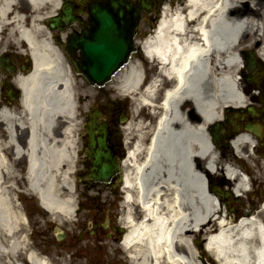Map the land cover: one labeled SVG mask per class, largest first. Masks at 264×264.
Instances as JSON below:
<instances>
[{
    "label": "bare ground",
    "instance_id": "1",
    "mask_svg": "<svg viewBox=\"0 0 264 264\" xmlns=\"http://www.w3.org/2000/svg\"><path fill=\"white\" fill-rule=\"evenodd\" d=\"M261 1L162 0V18L145 42L153 63L134 56L113 76L115 94L133 102L134 117L125 127L133 141L124 159L120 220L126 226L122 244L130 264H202L206 249L192 243L199 235L197 227L202 233L217 232L207 248L221 264H264V207L241 226L218 229L216 221L223 218L228 224L229 218L216 206L215 186L206 183L214 169L238 161L212 142L209 130L226 107L247 103L237 75L245 50H255L264 60ZM62 3L0 0V54L29 51L33 60L30 72L17 78L24 90L25 114L19 117L0 108V121L6 126L0 124L4 153L0 152V264H54L29 246L23 235L25 218L13 197L18 195L17 178L28 180V189L39 196L41 208L54 220L70 218L74 212L71 176L76 149L71 122L76 123V85L49 27ZM115 28L124 32V22L118 20ZM160 70L168 79L159 78ZM161 83L167 89L159 118L154 103ZM149 106L158 118L155 126L136 116L138 107L144 111ZM230 116L238 118L234 113ZM14 121L21 127L28 123L25 147L16 140ZM220 128L224 132L222 124ZM5 129L14 147L11 156L1 139ZM234 138L237 154L248 163L253 156L243 149L253 143L252 136L242 130ZM23 154L27 166L20 175L14 163ZM229 164L226 173L235 174ZM245 185V179H239L235 188L241 191Z\"/></svg>",
    "mask_w": 264,
    "mask_h": 264
},
{
    "label": "rangeland",
    "instance_id": "2",
    "mask_svg": "<svg viewBox=\"0 0 264 264\" xmlns=\"http://www.w3.org/2000/svg\"><path fill=\"white\" fill-rule=\"evenodd\" d=\"M151 26V24L149 26L143 25V28L148 32ZM112 85L113 83L110 81L109 84H105L102 89H99V97L96 95L97 91L94 86L82 84V81L77 79L76 99L81 96L83 106L85 104L88 106V103L97 104L99 102H103L106 105L114 99V94L116 93ZM119 101L127 106L124 110L119 111L120 116H118L117 119H123L120 124L126 125L128 119L134 117L132 111L133 102L130 103V101H122L120 99ZM75 106L77 105L74 104V107ZM81 107L82 106L79 104L77 109ZM87 108L88 107H85V110ZM138 113L139 115L136 116H138L139 119L144 118V122L149 125L151 115L149 114L148 108L143 111L141 107H138ZM1 139L5 142L4 146L7 154L11 156L10 153L11 149H13V144L8 141V137L6 136L1 137ZM130 140L133 139L131 138ZM260 144L261 142L257 145ZM261 146V148H264V144ZM74 149H76V147H74ZM2 150L3 149H0V152L4 154ZM78 150L80 149H77V152ZM243 150L247 151L248 149L244 148ZM250 150L252 152V149ZM254 150L255 151L251 153L253 156L252 160H249L248 163L242 162L241 164V167L248 175L249 182L252 183L251 191L256 189V184L258 180L261 179L263 167V158L261 154L264 149H261V153H257V150H259L257 148ZM223 151L225 154H230L231 151L233 152V148L222 149V152ZM26 164L27 157L23 154L18 163L16 165L14 163V171L17 174L19 172L20 175H24L26 172ZM223 166H220L217 173L210 172V178L222 175L224 179L228 181L230 186L227 187L228 189L224 190V200L228 199L225 202V207L232 215V213L235 214V210L237 209L233 206L234 202L230 203L231 198L230 195H226V191L235 197L231 187L235 184V181L233 182L225 177L223 172H221L223 171ZM21 179H16V181H19L18 184H14L13 181L14 188L17 190L16 193L19 195V197L17 194L13 195V197L15 203L20 206L22 215H24L25 218L23 235L27 237L29 246L35 248L39 254L51 258L54 264H130L131 261L128 257V251L124 250L119 242L122 237L121 234L124 232V230L119 229L121 222H119V216L122 207L120 181L115 185V187H117L115 190L112 188L110 190H105L103 188L97 189L96 186H91L93 190H88L89 186L86 188L84 185L81 162L76 160L75 172L73 176H71V184L76 188V190L74 189L75 212H73L70 218L61 216V220H54L53 216L41 208L34 193L28 189V180H26V178ZM234 190L237 192V189ZM251 191L242 193L243 195L241 197L244 199L245 203L246 200H250ZM239 208L245 209L246 205ZM251 208H253L251 211H255L254 207ZM237 213H242V210L239 212L237 211ZM196 237L200 239L203 244V235L200 233L193 237L194 240H192V243L197 245V241L195 240ZM211 260L215 264L213 258L208 254V257L206 256L202 264H210L209 261Z\"/></svg>",
    "mask_w": 264,
    "mask_h": 264
},
{
    "label": "flooded vegetation",
    "instance_id": "3",
    "mask_svg": "<svg viewBox=\"0 0 264 264\" xmlns=\"http://www.w3.org/2000/svg\"><path fill=\"white\" fill-rule=\"evenodd\" d=\"M126 14L132 16L133 11H128L126 12ZM74 15L76 16L77 20L69 22L68 24H63L60 28L54 29V44L61 51L66 50L67 47L70 49L71 53H63V56L66 65L70 69L72 78L77 84V79H80L81 77L75 72L72 64L81 67V64H83L84 62L85 50L83 47V43L81 42L82 39L87 37L88 39L90 37L94 39L95 37L102 35L107 36L108 38H114L116 36L115 29L117 27L115 28V26L112 25L109 28L101 27L100 23L91 18L92 13L87 5H76V11L74 12ZM152 15L153 14H151L148 10L140 9L139 16L141 18V21L138 26L132 27V25H130L125 26L124 28L126 39H134L136 41L138 38L142 37L146 33L143 25L148 23L149 20L152 19ZM72 39H74L73 43H70ZM17 61V65L19 66L18 69L16 68L15 71L6 75L0 73V108L6 107L12 113L21 117L25 114V111L22 104L23 93L21 92L20 86L17 83V78L20 76L19 69L23 70L25 68L22 67V61ZM25 64L27 65V68L29 67L30 69L31 61H26ZM82 83H86L88 85L85 80H83ZM96 89L99 90L98 88ZM96 95L100 97L99 92ZM81 99V96H79L77 107L79 104L82 107L78 108L76 111L77 125L75 126L74 122H71L73 123V139L75 142V146L76 149H80L76 155L74 165L76 163V160L81 162L83 181L86 188L87 186H89L88 190H93L91 186H96L97 189L103 188L105 190H110L112 188L115 190V188H117L115 187V185H117L119 182L120 174L116 169H114V167L110 165V170L106 174V176H100L101 174L99 172V167L101 162L99 160H96L95 157L92 156L89 152V149L94 148H92L90 144V136L85 132V128L86 126L88 127L89 120L93 121L96 131L100 127L101 123L107 124L108 129L110 130V134L107 135L108 149H104V151L107 154L108 162L111 164H116V162L121 157L120 139L119 134L116 132V113L106 114L97 111L101 110L102 108L101 102L97 104L88 103V106L87 104L83 106V101H81ZM85 107L88 108L85 110ZM89 108L90 111H96L95 116L89 114ZM0 124L2 127H5V122L0 121ZM13 128L16 132V140L22 145H25L29 134L28 124L26 123L23 127H21L17 122L14 121ZM75 128L76 130H74ZM5 132L7 137V131L5 130ZM95 137L97 138L98 135L96 134ZM113 145L116 146L115 149L111 148ZM94 169L96 171L93 175L92 170Z\"/></svg>",
    "mask_w": 264,
    "mask_h": 264
},
{
    "label": "water",
    "instance_id": "4",
    "mask_svg": "<svg viewBox=\"0 0 264 264\" xmlns=\"http://www.w3.org/2000/svg\"><path fill=\"white\" fill-rule=\"evenodd\" d=\"M150 0H140L141 7H147ZM128 5L125 0H110L109 4H91V12L92 16L95 20L100 23L101 27L109 28L116 20L126 22L124 12L128 9ZM65 13L64 19H68L71 17L68 13L70 12L69 7L65 6L63 9ZM106 11L117 13L113 16ZM56 20V19H55ZM54 20V21H55ZM54 21L51 26H54ZM117 23V21H116ZM125 24V23H124ZM122 34L118 37L114 38L109 37L106 38L103 35L97 36L94 39L90 37L88 39H82L83 47L85 50V58L82 64L83 66V74L91 83H102L108 79L110 76L127 60L126 52L119 48V45L124 44V35ZM118 41V43H117ZM7 71L9 69H6ZM248 129H252L248 127ZM90 133L92 134V129L90 128ZM214 140H216V136L214 135ZM104 166L102 170H105Z\"/></svg>",
    "mask_w": 264,
    "mask_h": 264
}]
</instances>
